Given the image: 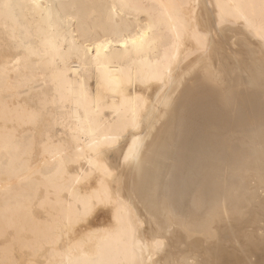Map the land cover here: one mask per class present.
I'll list each match as a JSON object with an SVG mask.
<instances>
[{"label":"bare ground","instance_id":"1","mask_svg":"<svg viewBox=\"0 0 264 264\" xmlns=\"http://www.w3.org/2000/svg\"><path fill=\"white\" fill-rule=\"evenodd\" d=\"M0 264H264V0H0Z\"/></svg>","mask_w":264,"mask_h":264}]
</instances>
